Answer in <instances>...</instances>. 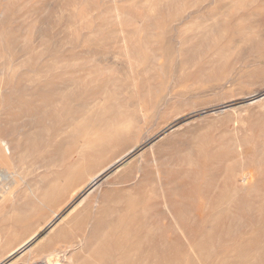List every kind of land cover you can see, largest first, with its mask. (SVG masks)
Listing matches in <instances>:
<instances>
[{"label":"rangeland","instance_id":"1","mask_svg":"<svg viewBox=\"0 0 264 264\" xmlns=\"http://www.w3.org/2000/svg\"><path fill=\"white\" fill-rule=\"evenodd\" d=\"M263 93L264 0H0V260L264 264Z\"/></svg>","mask_w":264,"mask_h":264},{"label":"bare ground","instance_id":"2","mask_svg":"<svg viewBox=\"0 0 264 264\" xmlns=\"http://www.w3.org/2000/svg\"><path fill=\"white\" fill-rule=\"evenodd\" d=\"M170 3V2H169ZM175 3V2H173ZM172 3V4H173ZM166 5V4H165ZM169 6V5H168ZM122 32V31H121ZM259 94V93H258ZM263 94H260V96ZM261 98V97H260ZM258 100V99H257ZM253 102V100L251 101ZM47 105V103H46ZM45 105V106H46ZM48 106V105H47ZM50 108V107H48ZM80 119V118H79ZM76 120V119H75ZM77 121V120H76ZM86 125V124H85ZM31 126V125H30ZM28 127V126H27ZM41 128V127H40ZM70 129V128H69ZM23 130V129H22ZM29 131V130H28ZM20 132V131H19ZM27 133V132H25ZM29 133V132H28ZM93 134V133H92ZM19 135V134H17ZM97 135V134H96ZM24 136V135H23ZM26 136V135H25ZM29 136V135H27ZM20 137V136H19ZM22 137V136H21ZM9 139V138H8ZM12 139V138H11ZM10 139V140H11ZM21 139V138H20ZM15 140V139H14ZM13 140L14 143H16ZM17 140V139H16ZM27 141V140H26ZM10 142V141H9ZM23 142V141H22ZM25 142V141H24ZM18 145V142L17 144ZM22 145V144H21ZM21 150V149H20ZM133 152L129 151L127 152L122 158L116 160L115 162H112L110 165H108L107 167H105V169H103L102 171H99L98 175H96L95 177H93L91 179V176H89V178L91 179L90 182L88 183V185L85 187L86 192L88 193V195L86 197H88L89 195L93 194V192L101 185V182L103 181V178L105 177L106 174H108L109 172H111L116 165L123 160L124 158H126L127 156L131 155ZM21 153V152H20ZM135 155V154H134ZM12 157V156H11ZM140 165V164H139ZM118 169V168H117ZM122 169V168H121ZM120 169V170H121ZM116 170V169H115ZM112 173V172H111ZM108 177V176H106ZM110 177V176H109ZM105 180V179H104ZM30 188V187H29ZM28 188V189H29ZM31 189V188H30ZM42 189V188H41ZM32 190V189H31ZM37 191V190H36ZM37 193V192H36ZM100 194V193H97ZM85 197V198H86ZM85 198L83 199V201L85 200ZM99 199V198H98ZM77 206V205H76ZM96 206V203H95ZM79 207V206H78ZM75 208V207H74ZM96 208V207H95ZM77 209V208H76ZM75 210V209H74ZM73 210V211H74ZM72 211V210H71ZM72 211V213H73ZM57 215V214H56ZM60 216V215H59ZM57 216V218H54L56 221L58 219H60V217ZM64 216V215H63ZM68 217V216H67ZM53 220V221H55ZM61 222V221H60ZM93 222V221H92ZM92 224V223H91ZM49 225V224H48ZM60 223L55 226L53 229H51V231L49 232V234L44 238V239H40L39 242L37 241L38 238V233H33L30 236H28L26 239L22 240L20 243H18V245H16L13 249H11L9 251V253L3 257L0 260V264H76V262L74 261V259L72 258V256H70V253L72 252L69 249H61L58 247H51V246H46L45 245V241L48 242V240L51 239V237L57 232V229L60 228ZM53 227V226H52ZM89 228V226H88ZM37 241V243H36ZM81 245V244H80ZM83 245V244H82ZM79 246V245H78ZM77 250H75L76 252ZM18 252H23V254H21L20 257L16 258V260H14V262L9 263L10 262V258L17 254ZM13 259V258H12ZM11 259V260H12Z\"/></svg>","mask_w":264,"mask_h":264}]
</instances>
